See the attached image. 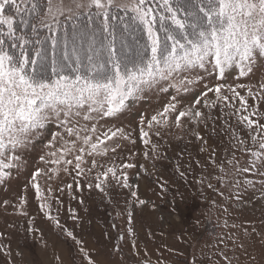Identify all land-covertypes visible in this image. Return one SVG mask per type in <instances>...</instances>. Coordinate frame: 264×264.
<instances>
[{
    "label": "snow or ice",
    "instance_id": "1",
    "mask_svg": "<svg viewBox=\"0 0 264 264\" xmlns=\"http://www.w3.org/2000/svg\"><path fill=\"white\" fill-rule=\"evenodd\" d=\"M12 5L19 12L16 0H0V184L12 174V169H23L27 163L24 153L44 140L45 130L51 124L55 130L43 143L44 152L39 156V163L45 167L36 168L30 177L38 201L44 199L38 178L43 175L51 179L61 172H75L73 181L78 189L80 179L97 168L101 170L95 175V184L87 185L89 189L95 187L108 195L110 181L130 188L124 169L134 168L135 164L105 166L97 157L116 153L121 146L117 141L133 144L136 141L124 128L105 127L101 121L117 117L128 109L129 101L144 99V94L152 90L169 93L172 89L175 94H170V100L150 118L140 117L139 138L145 146H151V153L158 148L151 136H160L162 129H182L184 122L207 126L213 119L212 109L228 108L232 109L228 115L236 117L241 131L247 130L246 137H240L233 130L232 138L241 145V150L264 165V111L259 103H249V99L264 102V82L254 85L223 82L228 78L226 74L233 71L237 81L250 76L258 59H264V0H185L183 4L180 0H46L40 24L53 33L50 37L53 54L57 45L55 25L66 13L71 17L82 8L90 13L95 9V15L103 17L101 32L107 33L100 42L99 52L95 44L89 45L86 66L77 55L76 66L72 68L74 75L67 74L68 65H57L53 57L49 78L36 71L37 65L47 57L46 51L35 48L34 55L30 56L26 46L31 41L25 34H17L13 18L5 14L6 6ZM37 7L31 2L32 12ZM113 10L130 13V19L147 36L143 49L149 54H138L131 67L118 55L116 31L110 24L116 18L111 15ZM6 41H12L11 48L19 49L18 54L6 47ZM104 52L107 56L101 63L97 57ZM64 59H69L67 53ZM205 76L221 82L211 86L205 82L204 90L189 105L179 107L178 96L191 92L205 81ZM204 108L209 112L205 113ZM194 135L197 140L204 139L199 132ZM248 138L258 150L248 146ZM148 155L146 152L145 157ZM228 163L238 172L251 170L238 167V162L229 160ZM220 170L224 172L223 164ZM259 174L264 176V172ZM220 179L223 182L224 178ZM208 186L212 188L211 184ZM67 187L72 189L73 185ZM131 196L137 198V192L132 191ZM137 202L145 204L138 198ZM24 203L21 198V207ZM46 207L40 203L45 216L57 228H62ZM67 236L81 244L72 232H67ZM80 251L87 264H94L83 248Z\"/></svg>",
    "mask_w": 264,
    "mask_h": 264
},
{
    "label": "rangeland",
    "instance_id": "2",
    "mask_svg": "<svg viewBox=\"0 0 264 264\" xmlns=\"http://www.w3.org/2000/svg\"><path fill=\"white\" fill-rule=\"evenodd\" d=\"M94 14L95 9L90 13L86 8L71 17L66 13L59 17L55 28ZM82 29L77 32L75 28L67 40L71 41L66 44L69 48H58L55 58L57 65H68L66 72L70 75H74L77 55L87 65L86 45L95 44L99 52L100 44L93 40L98 34L97 26L88 31ZM116 35L118 55L129 67L138 54H149L143 49L147 42L138 39L137 24L123 25ZM106 56L104 52L97 60L102 63ZM45 60L38 66L48 70ZM226 75V84L264 82V59H258L253 73L239 81L234 78V71ZM205 82L211 86L221 81L205 76V81L191 92L178 96L179 107L189 105L204 90ZM240 91L246 95L245 90ZM170 94L174 95V90L146 92L144 99L129 101L128 109L117 117L101 121L105 127L124 128L136 141H117L121 146L116 153L97 157L105 166L136 165L124 169L131 187L122 188L110 181L108 195L87 186L95 184V175L101 170L97 168L80 179L79 189L73 181L75 172H61L51 179L42 175L38 184L44 199H36L30 177L36 168L45 167L39 163V156L44 152L43 143L55 130L50 124L44 140L24 153L27 163L23 169H12V174L0 184V264H87L81 248L94 264H264V176L259 174L264 172V165L241 150L232 138L233 130L240 137H246L247 130L241 131L236 117L228 115L232 109H212L213 119L207 126L184 122L182 129L172 127L162 129L160 136L152 135V143L158 148L151 153V146H145L139 138V120L141 115L150 118L161 110ZM209 97L214 99L212 93ZM249 103H259L264 111V102L249 99ZM202 110L209 112L207 108ZM194 132L204 139L197 140ZM248 146L258 150L251 145L250 138ZM229 160L251 170L238 172ZM221 164L224 172L220 170ZM69 184L72 189L67 187ZM132 191L145 204H138ZM21 198L25 201L23 207ZM42 202L62 228H57L40 210ZM69 231L81 244L67 236Z\"/></svg>",
    "mask_w": 264,
    "mask_h": 264
},
{
    "label": "trees",
    "instance_id": "3",
    "mask_svg": "<svg viewBox=\"0 0 264 264\" xmlns=\"http://www.w3.org/2000/svg\"><path fill=\"white\" fill-rule=\"evenodd\" d=\"M31 2H35L38 5L35 12L31 11ZM31 2L30 0H16V3L20 7L19 12H17L16 6L12 5V6H6L5 14L13 18L14 27L17 31V34H25L26 37L31 41V43H29V45L26 46V51L30 56L34 55L35 48H42L44 51H46L47 57L44 64L46 65V67H48V70L43 66H38L39 64L36 67L37 73L45 78L52 77L53 57L54 59L58 58V48L61 50H66L69 48L66 44H69L71 41H67V40L68 38H70L69 36L74 32L75 28H77V32H78L79 30H83L82 27H84L85 30L88 31V30H92L93 27L97 26L98 34L93 40L94 41L96 40L98 44H100V42L104 39V36L107 35V33L101 32L103 17H98L95 14L89 17L82 18L81 20H78L74 23L73 22L61 23L60 24L61 26L57 28L54 35V38L57 41V45L53 54V49L51 47L52 40L50 39V37H53V33L49 32L48 28L40 24V18L42 14L46 11V0H31ZM180 3L182 4L185 3V0H180ZM111 15L113 17H116L115 19L110 20V24L115 29L116 34L123 30V25H128V24L138 25L137 22H133L130 19V15H131L130 13L125 14L124 12H118L116 10H113L111 12ZM34 26H35V32H33ZM25 27L27 29H25ZM138 27H139L138 39L139 40L142 39L141 41L147 42V36L144 33L142 27L139 25ZM157 28H159V24H157ZM160 35H161V39H163L164 33L161 32ZM62 39L64 40L63 43L60 42ZM11 43L12 41H6V47H8L10 51L18 54L19 49H12ZM88 46L89 44L86 45L87 48H89Z\"/></svg>",
    "mask_w": 264,
    "mask_h": 264
}]
</instances>
